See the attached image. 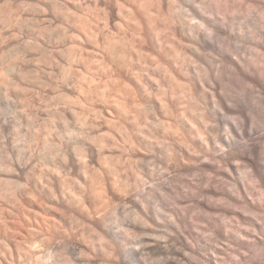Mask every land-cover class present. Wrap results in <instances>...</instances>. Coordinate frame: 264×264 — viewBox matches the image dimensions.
Masks as SVG:
<instances>
[{"label":"bare ground","instance_id":"obj_1","mask_svg":"<svg viewBox=\"0 0 264 264\" xmlns=\"http://www.w3.org/2000/svg\"><path fill=\"white\" fill-rule=\"evenodd\" d=\"M0 130V264H264V0H0Z\"/></svg>","mask_w":264,"mask_h":264},{"label":"rangeland","instance_id":"obj_2","mask_svg":"<svg viewBox=\"0 0 264 264\" xmlns=\"http://www.w3.org/2000/svg\"><path fill=\"white\" fill-rule=\"evenodd\" d=\"M152 8H154V5H153V7ZM67 45V46H66ZM69 45H71V43H68V44H66L65 43V47L66 48H69L70 46ZM66 61H68V60H66ZM67 62H65V64H66ZM69 64H70V62L68 61V63L66 64L67 66H69ZM31 65H33V64H31ZM89 67H90V69H91V71L92 72H94L95 71V69H94V67L92 66V65H90L89 64ZM9 74V73H8ZM12 74H14V72L13 73H10L8 76H9V78L11 77V78H13L11 75ZM15 75V74H14ZM163 75L164 76H166V74L163 72ZM75 76L77 77V81L79 82V80L80 81H82V76H81V74L80 73H75ZM153 77H154V79H156L155 80V82L156 83H160L161 82V76L160 75H158V76H156V75H153ZM106 76H103L102 77V79L101 80H95L93 83H92V86L93 87H97V86H103L105 83H106ZM29 83H30V81H29ZM33 84V83H32ZM97 98H95L93 101H95V102H97V100H96ZM77 107V106H76ZM78 108L79 109H81V110H84V111H87V109L84 107V106H82V105H78ZM77 108V109H78ZM78 109V110H79ZM90 114H92V113H90ZM83 126V125H82ZM88 125H85V126H83L85 129H87V130H89L88 128H89V126L87 127ZM12 130V129H11ZM10 130V133L8 132V134H12V136L13 135H15L14 137H16L17 138V140L15 141V146L16 145H19V142H18V136H19V134H18V132L17 131H15V130H12L11 131ZM13 132V133H12ZM52 132H49V134H51ZM4 134H6V133H1V130H0V150L2 149V143L4 142V140L3 139H5L4 138ZM49 134H47L46 135V137H49ZM3 135V136H2ZM82 135V134H81ZM11 136V137H12ZM3 137V138H2ZM13 137V138H14ZM42 143V139H41V141H40V144ZM205 236H208L209 235V232L207 231H204V233H203ZM89 247L90 248H92L90 245H89ZM96 247H97V245H96ZM89 248V251L91 252V258H93L92 256H94V259L99 263H103V262H105L106 260H108V256L107 255H105V254H102L98 249L99 248H96L95 250L92 248V249H90ZM66 251V250H65ZM76 257H79L78 256V254L76 255V254H72V253H69L68 251H66L65 253H62V254H60V255H58L57 256V258H59V260H55L56 261V264H66L67 262H66V259H68L69 257H74V258H76ZM233 257H234V255L233 254H231ZM96 257V258H95ZM151 262H146V264H153L155 261L154 260H150Z\"/></svg>","mask_w":264,"mask_h":264}]
</instances>
